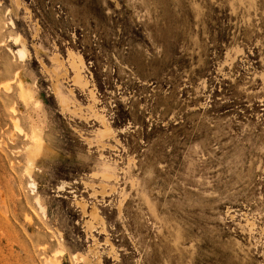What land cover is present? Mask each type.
<instances>
[{
    "label": "rangeland",
    "instance_id": "rangeland-1",
    "mask_svg": "<svg viewBox=\"0 0 264 264\" xmlns=\"http://www.w3.org/2000/svg\"><path fill=\"white\" fill-rule=\"evenodd\" d=\"M50 262L264 264V0H0V264Z\"/></svg>",
    "mask_w": 264,
    "mask_h": 264
},
{
    "label": "bare ground",
    "instance_id": "bare-ground-1",
    "mask_svg": "<svg viewBox=\"0 0 264 264\" xmlns=\"http://www.w3.org/2000/svg\"><path fill=\"white\" fill-rule=\"evenodd\" d=\"M26 52L24 51V49H21V52L19 53L20 54V57H22V55H24ZM24 57V56H23ZM80 71L81 70H79L77 73L78 74H80L81 75V73H80ZM21 91H22V93H24V89H23V87H21ZM24 97H27V95H24ZM104 131H105V133L106 134H108L109 132H110V130H109V127H105L104 129H103ZM102 130V131H103ZM40 137V136H39ZM38 137V135L37 134H35V136H34V141L36 142V146H35V148L32 150V155L33 154H36L39 150H40V145H41V141H42V139L41 138H39ZM31 185H34V183H31ZM96 212L94 211V210H92V213H91V215H93V217H96L95 214ZM94 219V218H93ZM50 264H52L51 262H50Z\"/></svg>",
    "mask_w": 264,
    "mask_h": 264
}]
</instances>
